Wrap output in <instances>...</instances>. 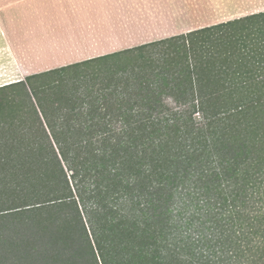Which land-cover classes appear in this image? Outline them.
<instances>
[{"label": "trees", "instance_id": "obj_1", "mask_svg": "<svg viewBox=\"0 0 264 264\" xmlns=\"http://www.w3.org/2000/svg\"><path fill=\"white\" fill-rule=\"evenodd\" d=\"M0 264H264V10L0 86Z\"/></svg>", "mask_w": 264, "mask_h": 264}, {"label": "crops", "instance_id": "obj_2", "mask_svg": "<svg viewBox=\"0 0 264 264\" xmlns=\"http://www.w3.org/2000/svg\"><path fill=\"white\" fill-rule=\"evenodd\" d=\"M23 1L0 0V68L10 65L8 67L11 73L15 74L17 73L15 65L21 62L23 56L34 66L27 71V74H30L133 48L206 26H199L197 19H193L188 13L183 15L173 11L172 5L168 3V1L188 0H81L90 1L92 7L88 9L81 7L80 12L78 11L87 19L82 20V24L77 29L55 31L46 26L41 40L46 44V49L53 47L51 51L53 56L51 61L45 62L46 66L40 68L37 64L38 59L31 51L34 47L38 50L39 44L36 42L39 40L38 30L35 31L32 26L29 28L30 35L27 36L26 41L23 39L22 20L18 18ZM33 1H37L36 7H38L39 0ZM33 1L30 0L31 8H34ZM41 1L44 6L45 0ZM54 1L56 0H46L49 17L63 14L67 9L65 3L57 2L56 6ZM61 7L63 10L59 11ZM56 43L69 47L70 50L64 54V57L54 56ZM34 59L36 60L33 63Z\"/></svg>", "mask_w": 264, "mask_h": 264}, {"label": "rangeland", "instance_id": "obj_3", "mask_svg": "<svg viewBox=\"0 0 264 264\" xmlns=\"http://www.w3.org/2000/svg\"><path fill=\"white\" fill-rule=\"evenodd\" d=\"M57 2L65 3L64 6L67 9L63 14L60 13L53 16L50 15L49 17L46 11V0L44 1V6L42 5L43 1L39 0L38 7H36L37 1H33L34 8H31L29 5L30 0H24L23 7L21 8L20 13L18 14V18L22 20L24 41H26L27 36L30 35L29 28L33 26L32 28H35V31L38 30L37 35L39 37V40H37L36 42H38L39 47L38 50L35 49L36 47H34V49H31V51L33 52V56L38 59L37 64L40 68L46 66L47 63L45 64V62L51 61V57L53 56V54L51 53L53 47H50L51 49H46V44H44L41 40V36L44 35L43 32L46 29V26H49L55 31H57V29H77L78 26L82 24L81 21L87 19L85 15L81 16L78 11L81 9V7H87V9L92 7V3L90 4V1L56 0L54 1V3H56V6ZM168 3L172 5L173 11L175 10L179 13H183V15L188 13V15L190 14L193 19H197L199 26H208L207 24L212 25L264 10V0H188L168 1ZM62 7L61 9H59V11L63 10ZM170 10L171 8L169 7V11ZM91 11L93 12L94 9H92ZM69 50V47H64V45L56 43V46L54 47V56L56 57L57 55H59V57H64V54H67ZM127 55H129L131 58L136 59L138 58V51L131 52L129 54H126L125 56ZM154 57H156V55H154ZM36 59L33 60V63ZM127 60V58H122L119 59L118 62L123 63ZM8 66L10 67V65H6L5 68H0V86L12 82H17L21 79H24L27 75L33 74H27V71L30 70L31 67L33 68L34 66L31 65L30 60L27 59L25 56H23L20 63L15 65L17 70L16 74L11 73V69ZM96 69L97 66L88 69L89 71L86 72L85 80L86 78H89V81H91V78L94 76L93 71H95ZM105 72L106 71H103L102 73ZM166 101L170 106H176L175 101L171 97H167Z\"/></svg>", "mask_w": 264, "mask_h": 264}]
</instances>
